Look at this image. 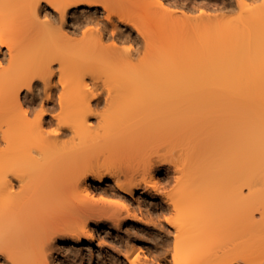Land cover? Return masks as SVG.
I'll return each instance as SVG.
<instances>
[{"label":"bare ground","instance_id":"1","mask_svg":"<svg viewBox=\"0 0 264 264\" xmlns=\"http://www.w3.org/2000/svg\"><path fill=\"white\" fill-rule=\"evenodd\" d=\"M169 1L0 0V264L54 262L58 241L93 237L108 219L119 228L108 211L152 187L172 238L151 256L147 235L118 239L108 259L264 264V86L239 61L247 51L251 65L264 10L224 25L178 16ZM41 87L47 107L33 121H5L33 110ZM102 91L110 109L98 112ZM158 141L178 147L167 192L148 152ZM91 181H110L102 191L115 201L95 198Z\"/></svg>","mask_w":264,"mask_h":264},{"label":"rangeland","instance_id":"2","mask_svg":"<svg viewBox=\"0 0 264 264\" xmlns=\"http://www.w3.org/2000/svg\"><path fill=\"white\" fill-rule=\"evenodd\" d=\"M172 3V9L175 10L178 14V16H181L182 12H185V14H190V18L196 17V16H202V21H215L219 24H227V23H233L237 24L239 23V20L241 17L245 16L246 9H252V11L262 12L264 10V0H170ZM169 1V2H170ZM84 8L86 7H77L74 8L72 11L73 13H70V18L73 15L81 14L84 11ZM52 8L47 7L45 10H39L37 12V15L39 16V19L45 20L46 16H44L45 12L50 11ZM48 10V11H47ZM94 11V8L92 9ZM102 9L99 10V14H102ZM175 13V14H176ZM71 19H69L70 22ZM176 28H171L170 34L171 37L173 36L175 38H179V29L175 30ZM177 34V37H176ZM181 36V35H180ZM170 37V38H171ZM126 44V43H124ZM5 49V48H4ZM240 51V50H239ZM247 52V51H246ZM240 51L239 61L240 66L242 67V70H251L255 75L259 76L258 79V85L264 86V38L259 39V44L256 50H250L251 54V65L250 67H246L244 63L245 53ZM4 67L6 64L3 65ZM54 68L57 67V64L53 65ZM2 68L0 69V79L2 77L1 75ZM42 92L41 95L37 96L36 102L34 103V109L30 110L28 112L25 111L24 108H21L16 112L15 115L9 114L7 118H5V121H11V120H19V121H33L37 117V113L41 109L42 104L46 108L47 103H44V101H40L43 93V89L41 87ZM57 93L60 92L59 90L56 91ZM104 94H103V93ZM100 92L101 95L98 97V99H94L92 103H100L96 107V111H106L110 109V107L105 104V92ZM24 93L25 91L21 92V98L24 99ZM55 93V96L58 94ZM31 97V95H29ZM40 97V98H38ZM57 98V97H55ZM101 98V99H100ZM105 100H104V99ZM43 100V99H41ZM97 100V101H96ZM25 106L27 102H24ZM29 104H27L28 107ZM29 108V107H28ZM62 108L59 106V104L56 103V106L48 110L47 116L45 115V118L48 119L51 115L49 112L51 111L52 114H58L60 113ZM45 120V119H44ZM89 120L92 122V124H96L97 117L91 116ZM55 124L53 125H44V127L48 129L54 128ZM167 134H170L169 131H167ZM166 133V132H165ZM163 132L158 133L156 136L163 139L162 137H165ZM168 136V135H167ZM68 137V135L66 136ZM32 137H25L24 140L28 141L31 140ZM160 141L154 143L151 145L148 152L150 153V156L152 157V161L155 166H164L160 167L159 169L155 170V174L157 177V187L162 189L163 191H170L172 190L174 184H173V174H174V159L178 157L177 148L178 147H171L166 146L164 142L159 143ZM167 166V167H166ZM166 167V168H165ZM110 181L96 184L93 181H91V187L93 189V192L95 194V198L103 197L106 200L115 201V199H112V195L108 193H103V189L107 188L110 184ZM151 188V187H150ZM151 192L146 193H137L136 197H130L127 195V199H125V202H127V206H119V209L112 208L108 211V215L114 217H118L121 220L120 227L117 228V226H114L111 222V219H108V221L105 223V225L98 224L94 225L91 224V229L94 232V236H86L83 240L80 242H72L71 240H62L58 241L56 244V248L59 249V253L57 255V259L54 262H51L49 264H68L69 263V253H73L75 255H78V257H83L85 264H118L117 262L114 263L113 259H108L107 252H112L114 246H118L120 243L118 239L126 240L127 238H134L139 235H147L148 238L145 241L139 242L141 246L144 249L150 248L153 253L147 254L149 256L156 255L157 250H159V244L156 242H161L162 239L166 238L168 235L170 238H172L174 231L167 232L165 229V226L167 225V222L165 220L166 217L170 216V213L166 211L167 205L165 204L164 200L162 199V196L159 192H155L154 188H151ZM160 190V191H162ZM103 193V194H101ZM150 212V213H149ZM151 214V215H150ZM158 217L163 221V226L158 223ZM67 248V249H66ZM162 256V255H161ZM159 256V257H161ZM123 259V257H121ZM76 258L73 257V260L70 261L71 264H76L75 262ZM161 263H164L163 260H160ZM156 264V263H155Z\"/></svg>","mask_w":264,"mask_h":264}]
</instances>
